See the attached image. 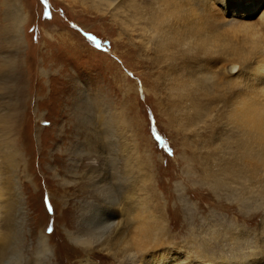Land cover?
Here are the masks:
<instances>
[{
  "label": "rangeland",
  "instance_id": "rangeland-1",
  "mask_svg": "<svg viewBox=\"0 0 264 264\" xmlns=\"http://www.w3.org/2000/svg\"><path fill=\"white\" fill-rule=\"evenodd\" d=\"M157 3L16 0L26 19L17 45L0 35V112L23 158L0 263L264 264V109L243 82L259 49L228 35L216 0H160L215 45L178 28L165 51L144 44Z\"/></svg>",
  "mask_w": 264,
  "mask_h": 264
},
{
  "label": "bare ground",
  "instance_id": "bare-ground-1",
  "mask_svg": "<svg viewBox=\"0 0 264 264\" xmlns=\"http://www.w3.org/2000/svg\"><path fill=\"white\" fill-rule=\"evenodd\" d=\"M216 1H219L220 5L224 7V16L228 18L225 19L222 26H224V30L228 32V35L229 32L232 33V38L233 40L235 39L234 41L236 44L241 42L247 44L253 43L257 49H259L261 57H255L254 61V57H252L251 63L247 64V66H243V70L246 72V75L243 76V82L246 84V87L249 86L251 91L256 95V104H258L261 109H264V0ZM3 5L6 9L2 13L0 35L3 38V43L15 46L20 40H23L20 35L23 33L22 25L26 19V14L18 4L16 5V0H3ZM156 5L157 8H153L156 9L155 13L145 18L143 24L140 23V38L144 44L157 43L156 47L159 50L165 51L167 50L165 49L166 46L172 45V43L169 42L174 40L173 35L177 28L180 30L181 37L194 45L206 46L211 43L213 46L221 36L212 35L208 31L203 32L202 25L199 22L194 23L192 19H188V17H176L169 8L162 10L160 0H158ZM175 18L181 23L177 27H174L175 24L172 23L163 24ZM162 45L166 46L162 48L160 47ZM3 58V62H1L2 67H7L10 73L13 72L12 69L15 65L17 66V64H19L18 67L20 66L19 62L16 63L17 57H13V59L10 57V59L7 57ZM231 72L233 74L236 73L237 67L233 66ZM16 128L15 125L9 127L6 118L2 115V112H0V260L5 263L8 262V253L10 252L9 250H11V240L14 234L13 213L15 211V201L13 202V200L15 199H13L12 174L15 166H17V164H19L18 162L23 158L22 153L19 151L20 140L15 137V133H17ZM3 165L8 166V172L3 170ZM132 224V238L129 244L136 248L133 254L137 256L138 252H144V249L140 246L141 244L137 243L138 237L136 234L140 227V220L137 216L132 221ZM104 225L106 224H103V227ZM101 226L102 225H100V228ZM110 226L112 225L110 224ZM166 256L165 258L159 259L160 257H154L145 253L142 264H163L164 260L167 258ZM2 262L0 264H2Z\"/></svg>",
  "mask_w": 264,
  "mask_h": 264
},
{
  "label": "snow or ice",
  "instance_id": "snow-or-ice-1",
  "mask_svg": "<svg viewBox=\"0 0 264 264\" xmlns=\"http://www.w3.org/2000/svg\"><path fill=\"white\" fill-rule=\"evenodd\" d=\"M239 104L242 105V104H243V101H241ZM226 119L228 120V114H227V116H226ZM243 238H244V237H239V239H243Z\"/></svg>",
  "mask_w": 264,
  "mask_h": 264
}]
</instances>
